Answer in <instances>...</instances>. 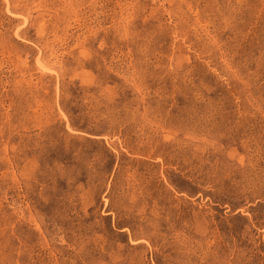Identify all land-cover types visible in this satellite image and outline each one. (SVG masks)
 Masks as SVG:
<instances>
[{
	"label": "rangeland",
	"instance_id": "374dc122",
	"mask_svg": "<svg viewBox=\"0 0 264 264\" xmlns=\"http://www.w3.org/2000/svg\"><path fill=\"white\" fill-rule=\"evenodd\" d=\"M0 264H264V0H0Z\"/></svg>",
	"mask_w": 264,
	"mask_h": 264
}]
</instances>
